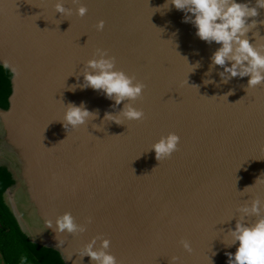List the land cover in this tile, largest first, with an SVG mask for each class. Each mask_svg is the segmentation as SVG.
Listing matches in <instances>:
<instances>
[{"label": "water", "instance_id": "95a60500", "mask_svg": "<svg viewBox=\"0 0 264 264\" xmlns=\"http://www.w3.org/2000/svg\"><path fill=\"white\" fill-rule=\"evenodd\" d=\"M58 2L0 0V170L11 183L2 199L20 230L64 264H90L77 253L97 236L111 240L122 264H170L173 256L180 264H227L225 253L239 245L222 241L231 242L224 233L235 229L238 209L256 198L264 207V85L245 91L249 77L223 84L219 66L206 76L220 45L201 41L184 12L163 8L166 0H80L84 18L72 0L63 3L73 15L56 13ZM248 38L264 45V26ZM97 49L146 85L133 105L143 122L104 121L127 101L114 107L91 88L69 90ZM4 59L19 67L18 79L3 72ZM69 103L99 117L66 130L59 121ZM169 133L180 137L179 150L159 162L150 149ZM66 212L87 231L57 239L45 221Z\"/></svg>", "mask_w": 264, "mask_h": 264}, {"label": "clouds", "instance_id": "9594fccd", "mask_svg": "<svg viewBox=\"0 0 264 264\" xmlns=\"http://www.w3.org/2000/svg\"><path fill=\"white\" fill-rule=\"evenodd\" d=\"M72 2L79 5L76 15L84 18L88 13V8L81 5L80 0H72ZM170 6L184 12L183 22L191 23L196 28V36L201 41L209 45L213 42L220 45L210 58L211 63L209 71L205 73L206 76H210L212 71L219 66L223 69L218 73L220 82L223 84H227L233 78L249 77L247 86L244 88L245 91L264 85V45L253 44L248 38V34L254 29L264 26V21L256 19L259 17V10L264 9V0H256L255 6H251L249 3H237L236 0H166L163 8L170 10ZM55 12L61 16L73 15L72 9L64 6L63 0L56 3ZM104 27V21H100L96 25V30L103 31ZM255 35L260 34L257 31ZM190 67L194 71L195 68L200 67V62ZM2 70L12 80L18 79L20 76L19 67L8 59L2 61ZM81 76L83 77L82 84L79 82ZM76 79L77 84L73 85L69 89L70 91L74 92L77 88L81 90L91 88L114 101V107L127 101L124 103L123 110L117 114L106 112L104 121L124 125L123 121L125 120L129 122L145 120L144 111L133 105L143 97L146 85L137 81L135 76H129L122 70H116V58L109 56L106 50L97 49L94 58L87 62L84 70L76 76ZM204 83L207 85L215 83V81L206 79ZM194 87L198 89L197 86ZM233 94V91H229L224 97ZM64 107L65 113L59 122L66 130L69 128L79 129L99 117V110L89 111L84 103L79 106L69 103ZM179 144L180 137L175 133H169L153 144L150 151H154L156 160L162 162L165 159H170L179 150ZM260 183H262L261 179H257L254 186ZM254 186L246 187L243 193L248 192ZM238 212L241 215L236 220L235 229L229 228L224 233V237L230 239L231 242L226 243L225 239L222 241L226 247L239 245L235 254L225 253L228 257L227 264H264V207H262V201L259 198L253 199L250 205L245 204L238 209ZM249 217H256L255 223H246V218ZM232 220L226 223H230ZM91 223L92 218L89 217L87 224ZM45 226L56 234L57 239L64 234L76 236L87 231L86 225L78 224L70 212L57 217L55 224L51 220H46ZM58 241L61 246L63 241ZM98 242L99 246L97 247ZM179 243L188 254L194 252L189 240L182 239ZM110 248V239L97 236L80 249L77 255L81 261L85 257L90 258V264H122L114 255L110 254ZM21 264H27V257H21ZM170 264H180V257L173 256Z\"/></svg>", "mask_w": 264, "mask_h": 264}, {"label": "trees", "instance_id": "16d2710c", "mask_svg": "<svg viewBox=\"0 0 264 264\" xmlns=\"http://www.w3.org/2000/svg\"><path fill=\"white\" fill-rule=\"evenodd\" d=\"M9 185L10 181L0 170V258L3 264H21V257H27V264H64L56 250L32 243L22 233L2 199Z\"/></svg>", "mask_w": 264, "mask_h": 264}, {"label": "built area", "instance_id": "2783aa9c", "mask_svg": "<svg viewBox=\"0 0 264 264\" xmlns=\"http://www.w3.org/2000/svg\"><path fill=\"white\" fill-rule=\"evenodd\" d=\"M0 264H3V262H2V260H1V258H0Z\"/></svg>", "mask_w": 264, "mask_h": 264}]
</instances>
